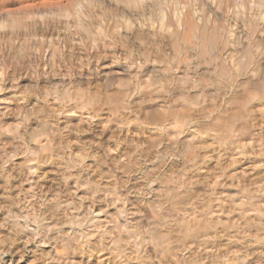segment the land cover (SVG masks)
<instances>
[{"label": "clouds", "instance_id": "obj_1", "mask_svg": "<svg viewBox=\"0 0 264 264\" xmlns=\"http://www.w3.org/2000/svg\"><path fill=\"white\" fill-rule=\"evenodd\" d=\"M0 264H264V0H0Z\"/></svg>", "mask_w": 264, "mask_h": 264}]
</instances>
